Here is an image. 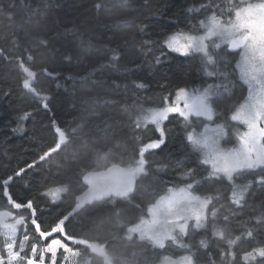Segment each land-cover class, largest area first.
I'll use <instances>...</instances> for the list:
<instances>
[{
  "label": "trees",
  "instance_id": "obj_1",
  "mask_svg": "<svg viewBox=\"0 0 264 264\" xmlns=\"http://www.w3.org/2000/svg\"><path fill=\"white\" fill-rule=\"evenodd\" d=\"M206 2L208 0H0V47L11 48L15 40L35 49L36 37L50 41L49 47L34 52L35 60L30 65L37 73L34 86L41 96L22 87L24 74L15 63L0 58V178L37 161L56 141V127L67 134L66 144L57 153L28 169L11 188L15 197L32 199L34 205L39 206L37 216L41 220L51 223L74 207L76 197L87 188L83 180L87 173L113 164L126 167L136 157L140 143L155 138L153 126L137 129L135 118L144 110L159 107L162 98L177 87L192 90L203 89L208 83L221 86L213 105L214 120L192 117L190 123L196 130L215 121L225 125L229 133L241 129L238 124L232 127L236 122L227 120L230 109L246 95L233 62L224 60V64H220L221 60L217 59L216 77L212 79L202 70L199 53L189 56L169 53L161 63L155 64L142 51L144 41H159L176 30L199 31L197 21L204 18L200 6ZM227 2L223 0L225 5ZM97 3L102 5L99 9L94 6ZM190 8L193 11H188ZM114 51L120 57L116 62L111 61ZM227 54H230L228 50ZM136 64L141 65L139 70ZM45 68L52 75L44 73ZM113 81L119 87L114 86ZM134 82H143L146 87L137 88ZM45 94L49 97L47 101L42 99ZM45 102L47 108L43 107ZM24 112H30L31 116L22 122L23 131H13L18 116ZM165 127L167 142L154 154H146L145 172L136 177L130 197H107L83 204L69 225V231L78 238L104 243L113 264H159L158 253L161 257L189 254L188 249L175 245L166 250L153 249L137 236L128 239L126 233L139 215L134 204L143 207L158 198L157 193L163 194L167 187H182L188 180L183 171L197 166L200 154L187 143L182 118L170 116ZM228 141L235 144L236 138ZM204 167L207 166H201L199 171L206 175ZM248 180L253 178L249 176L236 183L245 184ZM61 185L67 186L68 191L61 193L59 201L53 204L50 198L45 199L48 189ZM198 194L211 195L217 211L213 218L212 205L209 206L207 231L196 230L195 235L183 238L191 245V252L200 264H207L209 256L215 264L228 260L219 255L225 241L212 235L213 225L225 228L226 237L242 235L245 229L252 230L255 239L243 238L242 249L250 250L251 245L264 239V187L259 183L253 181L249 185L242 206L231 205L230 200L225 199V195L231 196L226 181L209 183ZM0 211L25 217L18 237L27 230L31 243L29 213L13 209L2 196ZM224 216L229 217L227 222ZM0 239H3L1 233ZM201 239L207 241L208 249L200 246ZM69 243L81 251L77 264H104L103 257L92 253L91 249ZM43 244L40 241L38 248ZM61 263V252H58L57 264Z\"/></svg>",
  "mask_w": 264,
  "mask_h": 264
},
{
  "label": "snow or ice",
  "instance_id": "obj_2",
  "mask_svg": "<svg viewBox=\"0 0 264 264\" xmlns=\"http://www.w3.org/2000/svg\"><path fill=\"white\" fill-rule=\"evenodd\" d=\"M99 9L102 5H94ZM204 15L198 19V28L201 33L176 30L166 34L159 41H144L142 51L150 56L155 64L161 63L169 53L180 56H189L191 53L201 54L202 70L209 78L215 79L217 63L216 49L221 45L233 55L234 71H238V81L244 88L246 95H242L236 105L230 109L228 121L243 125L244 130L237 133L235 146L222 148L219 138L224 135V125L217 123L212 132L218 133L209 136V125L203 124V132H197L190 123L192 117H204L207 121H213L216 109V94L221 87L215 83L206 84L203 89L189 90L186 87H177L174 91L164 96L159 107L144 110L134 120L137 129L153 126L155 138H149L140 143L136 150V157L120 168L113 164L106 172H89L83 176L87 182V192L76 197L74 207L61 213L51 223L41 220L37 216L38 205H34L32 199L21 200L11 191L16 179L22 178L28 169L35 168L37 163L46 161L53 153H57L62 145L66 144L67 134L60 127L55 128L57 139L52 146L39 155L37 161H33L14 170L11 175L0 178V196L15 210H26L29 213L31 224L32 242L29 243L30 233L25 230L20 237L17 236V226L25 224V217L20 215L14 223L5 224L3 239H0V264H57V253L61 252L62 261L68 262L71 258L80 257L81 251L72 245H84L85 250L91 249L103 257L104 264H113L104 243H92L89 239L78 238L69 231V225L85 202L100 200L105 197L129 198L136 185V177L145 172L148 161L146 154H154L167 142V130L165 122L169 117H180L185 124V139L191 148L197 151L198 163L196 168L188 167L183 171L187 182L183 186L167 187L163 194L157 193L158 198L143 204H134L133 207L139 215L126 229L127 238L138 234L141 241H146L153 249L166 250L173 245L180 249H188L189 254L180 255L173 259L169 255L162 257L158 253L159 264H200L191 252V245L183 241V237L195 235L196 230L208 228L209 206L212 205L211 216H217L216 206L211 195L197 194L202 187L209 183L228 182V191L231 196L225 195L231 205L242 206L245 192L253 181L264 187V0H208L200 6ZM193 11V9H188ZM207 13H210L208 15ZM11 18V13L7 14ZM35 49L18 44L15 40L13 46L0 47V58L15 63L24 74L22 87L36 96L41 92L34 86L37 73L30 65L34 63V52L39 48H47L50 41L47 38L36 37ZM210 48L212 51H210ZM159 52V55L156 54ZM116 52L111 57L112 62L119 60ZM212 70H209V67ZM136 70L141 68L136 64ZM130 71V69H125ZM48 73L45 68L42 70ZM135 83V82H134ZM114 86L119 87L113 81ZM137 88H145L143 82L135 83ZM42 99L47 101L45 94ZM47 108L48 104L43 103ZM31 116L30 112H24L17 118V127L13 131H23L21 124ZM105 155H107L105 153ZM201 166L206 175L199 171ZM200 176L197 180L196 177ZM251 176L245 184L236 183L237 180ZM68 191L67 186L61 185L50 188L45 193V199L50 198L55 204L61 198V193ZM4 217H10V212L0 213ZM224 221L229 217L224 216ZM47 224L46 227L42 225ZM191 230V233H190ZM212 235L225 241V248H220L219 255L227 257L222 259V264H264V239L259 244L250 246V250L242 249L240 244L243 238L254 240L252 230L245 229L242 235L227 236L223 227L213 225ZM43 241V246L38 248V243ZM200 246L208 249L205 239L199 241ZM27 245V251L26 249ZM259 258V259H257ZM207 264H215L209 256Z\"/></svg>",
  "mask_w": 264,
  "mask_h": 264
},
{
  "label": "rangeland",
  "instance_id": "obj_3",
  "mask_svg": "<svg viewBox=\"0 0 264 264\" xmlns=\"http://www.w3.org/2000/svg\"><path fill=\"white\" fill-rule=\"evenodd\" d=\"M195 30H197V28H195ZM202 29H199V31H197L198 33H201L202 34ZM197 32H194V33H197ZM210 51H212V49L210 48ZM215 52L217 54H219V56L217 55V59H220L221 61H219L220 64H224V60H227V63H232L233 62V55H228L227 54V50H226V47L224 45H221V48L220 49H216ZM195 53V52H193ZM226 67V65H224ZM210 68V67H209ZM191 90V89H189ZM217 123L219 124H222L220 122H209V123H205V124H208L209 125V132L207 133L209 136H215V135H218V133H214L211 131V129H215L216 126H217ZM241 126V129L240 130H233L231 131L230 133L228 132V128L224 125V135L222 137L219 138V142H220V145L222 148H230V147H233L235 146V144H231L229 143L228 140H232L233 141V138H236L237 136V133L240 132V131H243L244 130V126L243 125H240ZM197 132H203L204 129L203 127L200 129V130H196ZM233 137V138H231ZM231 138V139H230ZM198 194V193H197ZM4 212H8V211H0V213H4ZM11 213V212H10ZM19 217H15L14 214L11 213V216L10 217H4L2 215H0V233L2 235H4L5 233V227L4 225L5 224H11V223H14V220L15 219H18ZM19 227L20 226H17V236L19 234ZM191 231V230H190ZM137 236L138 237V234H133L132 237H135ZM185 238V237H183ZM184 240V239H183ZM58 255V253H57ZM180 256V255H179ZM179 256L177 257H172L173 259H176L178 258ZM76 259L77 257L75 258H71L70 257V260L68 262H64L62 261L61 264H77L76 263Z\"/></svg>",
  "mask_w": 264,
  "mask_h": 264
},
{
  "label": "water",
  "instance_id": "obj_4",
  "mask_svg": "<svg viewBox=\"0 0 264 264\" xmlns=\"http://www.w3.org/2000/svg\"><path fill=\"white\" fill-rule=\"evenodd\" d=\"M116 165H118L120 168H121V166L119 165V164H116ZM112 166H110V167H108V168H111ZM107 168V169H108ZM107 169H104V170H100V171H91V172H93V173H100V172H106L107 171ZM84 183H85V185H86V190L83 192V193H81L79 196H82V195H84L86 192H87V189H88V185H87V182L86 181H84ZM105 198H107V197H105ZM102 199H104V198H102ZM102 199H100V200H102ZM95 201H99V200H95ZM92 202V201H91ZM88 203H90V202H85L84 204H88Z\"/></svg>",
  "mask_w": 264,
  "mask_h": 264
},
{
  "label": "bare ground",
  "instance_id": "obj_5",
  "mask_svg": "<svg viewBox=\"0 0 264 264\" xmlns=\"http://www.w3.org/2000/svg\"><path fill=\"white\" fill-rule=\"evenodd\" d=\"M118 198H120V197H118ZM122 198V197H121Z\"/></svg>",
  "mask_w": 264,
  "mask_h": 264
}]
</instances>
